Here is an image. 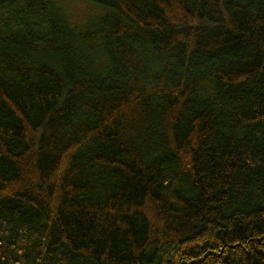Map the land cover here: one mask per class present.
<instances>
[{"label": "trees", "instance_id": "16d2710c", "mask_svg": "<svg viewBox=\"0 0 264 264\" xmlns=\"http://www.w3.org/2000/svg\"><path fill=\"white\" fill-rule=\"evenodd\" d=\"M0 264H264V0H0Z\"/></svg>", "mask_w": 264, "mask_h": 264}, {"label": "rangeland", "instance_id": "374dc122", "mask_svg": "<svg viewBox=\"0 0 264 264\" xmlns=\"http://www.w3.org/2000/svg\"><path fill=\"white\" fill-rule=\"evenodd\" d=\"M71 8H72V15L76 14L77 16L81 17L83 15V9L80 8V6L78 4H71ZM87 10L89 9L88 7L86 8ZM87 12H85L86 14Z\"/></svg>", "mask_w": 264, "mask_h": 264}]
</instances>
